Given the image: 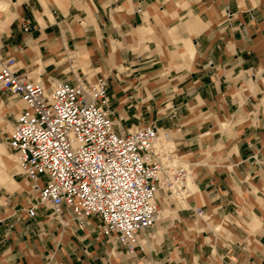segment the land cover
Segmentation results:
<instances>
[{
    "label": "crops",
    "instance_id": "obj_1",
    "mask_svg": "<svg viewBox=\"0 0 264 264\" xmlns=\"http://www.w3.org/2000/svg\"><path fill=\"white\" fill-rule=\"evenodd\" d=\"M0 42L45 85L105 75L114 121H153L191 169L183 198L157 191L160 216L128 254L94 216L28 217L36 190L5 168L0 264H264V0H10ZM21 107L0 88L1 164Z\"/></svg>",
    "mask_w": 264,
    "mask_h": 264
},
{
    "label": "built area",
    "instance_id": "obj_2",
    "mask_svg": "<svg viewBox=\"0 0 264 264\" xmlns=\"http://www.w3.org/2000/svg\"><path fill=\"white\" fill-rule=\"evenodd\" d=\"M1 48L0 42V88L22 101L6 143L36 190L27 216L38 204L54 215L67 209L78 227L94 216L104 235L133 253L139 233L160 216L157 191L176 198L189 192L191 169L169 147L168 131L153 121L115 122L103 74L74 82L52 76L45 85L18 71ZM194 212L204 216L199 206Z\"/></svg>",
    "mask_w": 264,
    "mask_h": 264
},
{
    "label": "rangeland",
    "instance_id": "obj_3",
    "mask_svg": "<svg viewBox=\"0 0 264 264\" xmlns=\"http://www.w3.org/2000/svg\"><path fill=\"white\" fill-rule=\"evenodd\" d=\"M10 3V0H0V13L2 12V11H6V9H7V6H8V4ZM4 6H6V8H4V9H1V7H4ZM31 79H33V78H31ZM10 150V149H9ZM9 150H7V153H9V152H11V150L9 151ZM7 153H5V155H3V157H2V159H3V162H4V164H1L0 163V174L2 173V174H5L6 172H5V168L7 169H10V171H14V172H19V170H18V167H17V165H16V163H15V160L13 159V161L11 160V159H9V156L7 157L6 155H8ZM14 158V157H13ZM20 173V172H19ZM5 176V175H4ZM162 210L160 209V212H161Z\"/></svg>",
    "mask_w": 264,
    "mask_h": 264
},
{
    "label": "bare ground",
    "instance_id": "obj_4",
    "mask_svg": "<svg viewBox=\"0 0 264 264\" xmlns=\"http://www.w3.org/2000/svg\"><path fill=\"white\" fill-rule=\"evenodd\" d=\"M189 179V178H188ZM159 212H160V209H159Z\"/></svg>",
    "mask_w": 264,
    "mask_h": 264
}]
</instances>
